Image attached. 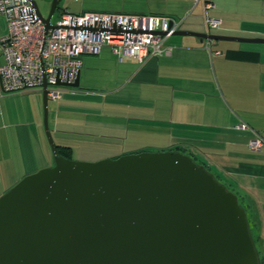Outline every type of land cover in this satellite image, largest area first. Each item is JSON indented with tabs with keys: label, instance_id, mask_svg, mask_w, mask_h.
Instances as JSON below:
<instances>
[{
	"label": "crops",
	"instance_id": "obj_1",
	"mask_svg": "<svg viewBox=\"0 0 264 264\" xmlns=\"http://www.w3.org/2000/svg\"><path fill=\"white\" fill-rule=\"evenodd\" d=\"M108 1L65 10L185 17L181 30L264 38V0ZM206 3L212 4L208 15L222 21L218 28L206 26ZM167 43L170 54L143 63L119 60L109 46L84 54L80 87L49 99L52 135L71 159L145 150L197 155L250 208L264 264V146L249 148L256 134L264 138V43L190 35H173ZM44 115L41 90L0 94V196L54 164Z\"/></svg>",
	"mask_w": 264,
	"mask_h": 264
},
{
	"label": "water",
	"instance_id": "obj_2",
	"mask_svg": "<svg viewBox=\"0 0 264 264\" xmlns=\"http://www.w3.org/2000/svg\"><path fill=\"white\" fill-rule=\"evenodd\" d=\"M63 0H53V28ZM175 35L261 42L178 30ZM58 85L80 87L76 82ZM0 196V264H262L245 208L204 165L182 151H140L95 162L61 155Z\"/></svg>",
	"mask_w": 264,
	"mask_h": 264
},
{
	"label": "built area",
	"instance_id": "obj_3",
	"mask_svg": "<svg viewBox=\"0 0 264 264\" xmlns=\"http://www.w3.org/2000/svg\"><path fill=\"white\" fill-rule=\"evenodd\" d=\"M211 7L205 4V23L215 29L222 21L208 15ZM0 16L6 27L5 33L0 30V94L42 90L46 83L50 99L62 98L68 87L58 81L76 82L84 54L98 55L109 46L119 60L131 57L141 63L150 56L168 55V39L185 21L164 15L62 10L47 31L30 0H0ZM238 127L248 129L247 124ZM263 145L260 134L249 142L253 151Z\"/></svg>",
	"mask_w": 264,
	"mask_h": 264
},
{
	"label": "rangeland",
	"instance_id": "obj_4",
	"mask_svg": "<svg viewBox=\"0 0 264 264\" xmlns=\"http://www.w3.org/2000/svg\"><path fill=\"white\" fill-rule=\"evenodd\" d=\"M36 1L38 2L40 11L43 14V16L47 17L49 15L50 10H51V5H52L53 0H36ZM116 1L117 0H110L108 2L114 3ZM100 2H101V0H63L61 5H60V8L56 9V11L52 17V22L55 23L57 21V19L60 17L62 10L67 9V10H75L76 11V10H79L81 8L89 9V8H91V6H95ZM0 29H1L2 33H5V20L2 16H0ZM1 61H2V59H0V62ZM69 88H73V87H67L66 89H69ZM120 156H122V155H120ZM194 156L200 160V158L197 155H194ZM107 158H111V157H107ZM73 159L79 160V161H87V162H95V161L102 160V159H99V160H80V159H76V158H73ZM103 159H106V158H103ZM212 172H215V171H212ZM248 209H249V213H250V208L248 207ZM252 235H253V238L255 240L254 228H252ZM255 244H256V242H255ZM256 247H257V244H256ZM257 250H258V248H257Z\"/></svg>",
	"mask_w": 264,
	"mask_h": 264
},
{
	"label": "trees",
	"instance_id": "obj_5",
	"mask_svg": "<svg viewBox=\"0 0 264 264\" xmlns=\"http://www.w3.org/2000/svg\"><path fill=\"white\" fill-rule=\"evenodd\" d=\"M38 90H40V89H38ZM27 91V90H26ZM15 92H22V91H15ZM50 99V98H49ZM264 146V145H263ZM181 147H178L177 149H180ZM182 150H184V149H182ZM182 150H174V151H182ZM171 151H173V150H171ZM58 152L61 154V155H64V156H66V157H68V158H70V150H69V148L68 147H58ZM182 152H184V151H182ZM184 153H186V152H184ZM188 154V153H187ZM190 155V154H189ZM190 156H192L198 163H200V164H202V165H204L203 163H201V162H199L198 160H197V158L195 157V156H193V155H190ZM210 172H211V170L206 166V165H204ZM216 176V175H215ZM217 177V176H216ZM218 178V177H217ZM219 179V178H218ZM220 180V179H219ZM221 181V180H220ZM222 182V181H221ZM223 183V182H222ZM228 189H230L229 187H228ZM231 190V189H230ZM233 191V190H232ZM237 194V193H236ZM238 195V194H237ZM238 198H239V202H240V204L245 208V210H246V213H247V217H248V220H249V224H250V230H251V233H252V222H251V218H250V214H249V209H248V206L244 203V201H243V199L238 195ZM253 236V235H252ZM254 239V238H253ZM254 242H255V240H254ZM259 252V251H258ZM261 259V258H260ZM262 261V260H261Z\"/></svg>",
	"mask_w": 264,
	"mask_h": 264
}]
</instances>
